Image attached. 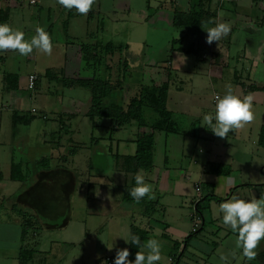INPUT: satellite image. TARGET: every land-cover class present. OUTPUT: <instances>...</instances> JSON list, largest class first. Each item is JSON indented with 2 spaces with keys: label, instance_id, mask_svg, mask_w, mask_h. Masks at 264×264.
<instances>
[{
  "label": "crops",
  "instance_id": "1",
  "mask_svg": "<svg viewBox=\"0 0 264 264\" xmlns=\"http://www.w3.org/2000/svg\"><path fill=\"white\" fill-rule=\"evenodd\" d=\"M29 1L28 5L35 4V2L29 3ZM96 1L100 2V0ZM233 3H235L233 10L230 7L219 9V16L217 17L219 20L216 19L218 23L224 22L222 18H229L233 21L242 18L239 13L243 6H249L250 9L257 8L253 0H233ZM6 6L10 8L8 24L11 7H20L21 1L0 0V9ZM259 15H256V21H258ZM247 17L248 15H246V21H248ZM215 24L204 25L201 33L197 36V38L202 37L203 42L201 39L199 41L203 43L207 60L194 61L190 67L186 65L188 62L185 59L180 60L178 63L180 68L182 66L185 68L181 73V78L178 77L179 82L176 87L170 82V76L165 78L167 80L165 82L168 83L166 107L173 116L180 115V117H174L177 122L175 130L166 133L164 130L152 131L149 128H144L148 132L152 131L154 136L152 166L148 171L138 170L143 171L146 175V181L153 185L154 198L149 199L146 196L145 202L131 203L122 200L124 191L129 186L132 177H135L138 172L128 171L124 162V156L135 151L134 140L138 130H140L135 123L113 126L108 118H100L104 119L107 129H109L108 135L104 136L109 142L107 145L105 144L107 153L105 154L100 150V154L108 160L103 170L96 169L90 162L85 170L78 171L77 168L73 169L67 163L68 157L53 154L50 158L55 157V162L49 161L47 167L37 168L36 151L25 150L26 147L30 148L35 145L31 142L37 141V139L32 141L28 137L31 134L34 124L32 121L36 114L31 110L29 111L30 108L26 109L25 107L37 94L40 77L36 71L29 72L36 73L38 80L34 89L30 90L34 93L24 95L18 94L17 90L28 89L26 80L29 73L25 76L19 75L18 87L11 90L8 89L5 74L2 72L1 81L3 85L1 86L2 98L0 99V264H19L21 250L28 251L30 254L26 264H107L108 258L115 259L118 249L127 247L130 251V243L126 242L123 237H129L132 225L147 232V239L143 243H146L149 238L155 237L162 245L165 244L164 247L170 244L174 249L180 248V255H182L189 246L191 237L195 236L194 233L190 232V224L191 214L197 207L201 211L202 223L199 230L195 232L196 235L200 230L207 227V235L209 233L213 237H218L219 232L221 233L220 241L211 240V244H218L219 248L228 242L230 248L236 247L238 234L223 223L222 226H217L215 224L216 217L213 216L209 208L212 202L216 206L219 205L222 201L219 198L224 195H226L224 198L226 200L235 195V191L238 189L243 191L246 188L251 191L252 187L255 188L263 184L262 169L261 167L259 169V166L256 168L253 163L248 164L246 162V159L250 160L248 158H251L252 154L249 145H244L246 142L244 139L239 141V145L235 147L237 150L231 153L225 151V160L221 157L222 151L215 150L217 145L214 141L210 145L208 144L205 149L198 148V152H196L195 147L199 142L207 140L210 135L213 136L214 133L208 128L209 126L203 117L215 111L214 95L223 96L226 92L222 88L221 91L213 93L210 105L203 106L205 97H209L206 93L208 87L213 85L221 87L223 83H230L235 94L243 96L251 93L254 96L253 104L263 105L264 90L261 87L264 82L252 81L251 68L245 71V75H243L233 67L232 75L223 76L224 68L230 66V33L232 31L227 36L222 37L219 42L214 41L209 44L206 40L207 36L202 32L207 26L213 27ZM234 27L235 25H232L231 29H235ZM259 62L260 60L256 62L257 68ZM186 68H188L187 71ZM48 69L50 70L51 67L45 69L44 76L47 83H54L58 75L51 73L50 78L46 73ZM185 73L190 74L185 75ZM152 83L157 84L158 82ZM249 84L256 85L258 89H246ZM186 85L187 91L183 90ZM6 93L7 96L5 97ZM118 99L117 96V102L121 104ZM75 107V101H72L71 106L65 108L62 115H58L60 128L65 129L62 117L65 119L77 117L79 111ZM144 115H146V111H144ZM43 118H46L45 114H43ZM180 118L185 121L181 125L179 124ZM153 119L146 120L151 122ZM98 121L99 119L91 123L92 129ZM13 123L16 126L14 135L12 134ZM261 126L262 124L257 128L255 127L254 135L250 139L251 144L258 147H261L257 143ZM124 127H129L130 134L121 133ZM116 133H119L117 137ZM92 139L91 142L97 140L93 135ZM202 143L207 144V142ZM73 146L72 150H76L78 147ZM261 148L264 149V147ZM35 149H37V144ZM239 150L241 151L239 152ZM72 153L74 152L71 151ZM238 154L240 155L238 156ZM191 155L194 157L187 161V156L190 157ZM199 158H203V160L200 161ZM11 162L20 164L22 179L11 178ZM210 163L218 164L221 169L228 170V173H215L209 167ZM193 174L199 178L191 181ZM185 183L191 185L195 194L197 193L194 189L195 183L200 184L199 191L203 190V186L206 184L207 187H211L210 192H212L207 194L210 199H205L204 196L206 195H201V192L199 196L196 194L190 207L191 210L188 211L186 217L185 212H179L180 207H184L182 204L186 199ZM238 197L244 198L242 194H239ZM158 209L162 212L161 220L154 217L155 211ZM171 209L177 210L174 213L177 214V218L171 217ZM204 209L208 210L207 219L203 215ZM25 214L30 215L33 224L23 235L21 227L22 223L25 222ZM174 214L172 213V215ZM97 215L100 218H97ZM37 221L40 229H37ZM214 227L216 230H213ZM164 238L170 243L164 242ZM193 248L196 249L194 246ZM139 250H141L140 247ZM256 251L257 256L253 261L264 260V246L257 247ZM133 254L135 253L130 252L129 260H132ZM163 256L162 253V258ZM168 260L173 262L171 252L168 255ZM157 264H163V261L160 260ZM244 264H248V261Z\"/></svg>",
  "mask_w": 264,
  "mask_h": 264
},
{
  "label": "rangeland",
  "instance_id": "2",
  "mask_svg": "<svg viewBox=\"0 0 264 264\" xmlns=\"http://www.w3.org/2000/svg\"><path fill=\"white\" fill-rule=\"evenodd\" d=\"M20 1V7H11L8 24L14 30L23 31L26 40H30L36 35L37 28L47 29L51 25L50 34L53 39V49L51 54H46L34 48L28 56H21L17 50L12 49L0 52V99L2 98L1 86L3 85L1 81L2 72L4 74H17L18 76H25L30 71L38 73L40 77L39 89L34 99L29 101V104L25 107L26 109L30 108L29 111L31 107L36 109V112H34L36 117L32 121L34 124L28 137L32 141L37 139V141L31 142V144H37V149L33 145L30 148L26 147L25 150L31 149V152L35 150L37 161L43 157L50 158L52 154L56 156L63 155L68 157L67 163L73 169L77 168L78 171L85 170L90 162L96 169L103 170L108 162L100 154V150L105 154L107 153L106 145L109 142L106 141L104 136L108 135L109 129H107L104 119H99L92 129V122L84 114L90 98V91L79 86L64 87L61 82L63 76L66 78H89L93 75V67L87 65L83 59L82 47L87 46L88 50H93V53L96 52L98 58H100L98 74L104 78L108 76L109 72L110 80L116 86L118 100L121 101V104L126 103L133 95L138 93L143 85H151L152 82H158L157 85H160L167 81L165 78L169 76L171 77L170 82L176 87L179 82L178 77L181 78V73L185 68L183 66L180 68L178 64L180 60L185 59L188 62L186 65L189 67L194 61L207 60L203 43L199 41L202 37H187L182 42L183 46H186L189 42L194 43L195 52L193 54H185L171 48L172 38L179 36V32L172 29L170 25L171 11L176 8L186 9L191 0H100V2L95 0L94 5L87 14H81L75 8L66 9L59 4L58 0H34L35 4L30 5H28L29 0ZM253 2L257 7L255 9L241 5L243 8H241L239 15L242 18L239 20L233 21L229 18H222L224 22L230 23L231 26L235 25V29H231L232 32L230 33V66L224 68L223 76L232 75L234 68L245 75V71L251 68L252 81L261 83L264 82V62H262L264 60V0H253ZM223 7H230L233 10L235 9V3H233V0H211L209 10ZM246 15H248V21L245 20ZM256 15H259L258 21L255 19ZM69 16L68 26L65 27V19ZM216 19L218 18L213 19L211 24H217ZM226 19L228 20L226 21ZM208 28L210 27L207 26L206 29ZM206 29L202 32L205 36H207ZM107 41H111L114 45L112 52H105L103 49V45ZM119 45L123 49H119ZM238 54L240 56H237ZM258 60L260 62L257 68L256 62ZM124 61L127 64L126 71L123 69ZM91 62H94L92 57L90 58ZM47 67H51L50 73L58 75L54 83H47L44 76ZM187 70L188 68H186ZM189 74L185 73V75ZM226 84L229 83H223L221 87L216 85L208 87L206 93L209 97H205L203 106L210 105L213 93L221 91L222 88L226 90ZM247 87L246 89H248ZM183 90H188L187 85ZM17 93L26 95L34 93V91L24 90L23 88L17 90ZM5 97L4 99H6ZM72 101H75V108L79 111L78 115L75 119L62 117L65 125V129H62L60 128L58 115H62L65 108L71 106ZM144 111H146V115H144L146 119L155 117V114L148 108H145ZM253 112L254 118L250 122H246L242 127L230 131L225 138L215 134L210 135L207 140L199 142L195 150L198 152V148L205 149L208 144L210 145L214 141L217 145L215 150L222 151L221 157L225 160V151L231 153L237 150L235 147L239 145V141L244 139L246 141L244 145H249L252 154L251 158H248L250 160L246 159V162L248 164L253 163L256 168L259 166L260 169L261 167L262 181H264V160H262L264 149L251 144L250 141L254 135L255 127L264 124V103L263 105L253 104ZM43 114L46 115L45 119ZM178 116L180 117V115ZM184 122V119L181 120L180 118L179 124L181 125ZM101 124L103 125L101 126ZM122 129L121 133L130 134L129 127ZM118 134L116 133V137ZM92 135L97 138L95 142H91L93 140ZM202 142H207V144L204 145ZM73 145L78 146L76 150H72ZM71 151L74 153L71 154ZM193 157L192 155L187 156L186 159L190 161ZM110 160L113 161V159ZM199 160L202 161L203 158H199ZM49 161L53 163L56 159L53 157ZM198 178L195 174L191 175V181ZM252 188L251 191L246 188L243 191L238 189V191H235V195L242 194L244 198H256V196L264 198V182L258 187ZM210 189L211 187L204 184L203 190L196 194L199 196L201 192V195H207L212 193ZM184 190L186 199L182 204L184 207H180L179 212H185L186 217L188 211L191 210L190 207L196 194L193 193L194 191L189 183H185ZM225 197L226 195L219 199L224 201ZM213 207H218V205L216 206L212 202L209 209L212 211ZM171 210V217L173 219L177 218V214H174L177 210ZM203 215L205 219L208 218L207 209L203 210ZM96 217L100 218L99 215ZM154 217L162 219L160 209L155 211ZM222 223V216H217L215 224L222 226ZM191 228L192 222L190 232ZM206 230L207 227L203 228L197 235L194 232L195 236L191 237L189 246L182 255H180V248L174 249L170 244L164 247L165 244H163L162 250L166 248L162 251L164 255L161 259L163 264H177V261L178 264H244L247 261L237 243L236 247L230 248V243L227 242L218 248V244H211V240L219 242L221 233L219 232L218 237H213L209 233L207 235ZM213 230H216V227ZM167 241L164 238V242L167 243ZM168 243L170 242L168 241ZM262 246H264V240L258 245L260 248ZM170 252L173 262L168 260ZM221 254L227 257L226 261H221ZM135 255L136 253L132 255V260L135 259Z\"/></svg>",
  "mask_w": 264,
  "mask_h": 264
},
{
  "label": "trees",
  "instance_id": "3",
  "mask_svg": "<svg viewBox=\"0 0 264 264\" xmlns=\"http://www.w3.org/2000/svg\"><path fill=\"white\" fill-rule=\"evenodd\" d=\"M211 0H191L189 6L186 9H173L171 11L170 25L172 29L179 32L177 38H172L171 48L172 50L179 51L185 54H193L194 43L189 42L186 46L182 45V42L187 37L198 36L201 33L202 27L204 25L213 22V19L219 16V9L209 10ZM150 8V6H148ZM9 6L0 9V22L7 23L9 15ZM91 14V12H90ZM69 18L65 19L64 26L67 27L69 23ZM51 39V26L45 29ZM53 42V39H52ZM119 49H123L121 45L118 46ZM105 52H112L114 45L111 41H107L103 45ZM83 59L86 61L87 65L93 67V75L89 78H66L62 77V86L64 87H84L90 91V98L87 102L86 110L84 114L93 123L100 118H108L113 126L127 125L131 122L135 123L140 130H138L135 142V151L132 154L124 156V162L126 169L130 172H137L138 170L148 171L152 166L153 158V147H154V136L153 130H164L167 132H172L177 126V122L172 114V112L166 107V99L168 93V83L163 82L160 85L151 84L143 85L140 91L133 95L126 103L118 104L117 102V89L112 83L108 76L102 78L98 74V63L100 58L96 52L93 50H88L87 46L82 47ZM94 59V62L90 63V58ZM124 71L127 70L126 61H124ZM221 62V61H220ZM107 70V69H106ZM47 75L51 78L52 74L50 70H46ZM5 81L8 85V89L15 90L18 87V75L13 73L5 74ZM264 90V85L261 87ZM248 89L254 90L258 89L256 85L251 84ZM148 108L151 110L155 117L151 122H148L144 116V109ZM15 123H13L12 134L14 135L16 130ZM144 128H149L152 131H146ZM257 143L259 146L264 147V124H262ZM39 167H47L49 165V157H43L37 161ZM209 167L215 173H228V170L221 169L218 164L210 163ZM213 167V168H212ZM209 168V169H210ZM11 178L22 179L23 174L21 166L19 163L11 162ZM135 185L134 176L132 177L129 186L124 191L122 200L124 202L139 203L145 202L146 196L142 198L139 202L135 201L129 195V189ZM208 198V195L204 196ZM154 203V202H153ZM199 215L200 208L197 207L195 210ZM31 219V220H30ZM32 218L29 214H25V222L22 223V233L23 235L27 233L28 229L32 227ZM38 224V221H37ZM37 229H40V225H37ZM199 229H197L198 231ZM196 231V232H197ZM131 234H136L140 237L141 243L147 239V232L132 225ZM193 234V233H192ZM130 252L136 253L139 249V245H134L130 243ZM29 252L21 250L19 254V264H26L29 258ZM264 264V260L258 261Z\"/></svg>",
  "mask_w": 264,
  "mask_h": 264
},
{
  "label": "clouds",
  "instance_id": "4",
  "mask_svg": "<svg viewBox=\"0 0 264 264\" xmlns=\"http://www.w3.org/2000/svg\"><path fill=\"white\" fill-rule=\"evenodd\" d=\"M58 2L66 9L75 8L79 13L87 14L95 0H58ZM206 31L207 43L211 44L227 36L231 31V25L220 22ZM34 48L46 54L52 52V39L43 27L37 28L36 35L26 40L23 31L14 30L7 23H0V52L12 49L17 50L21 56H28ZM225 88L226 92L223 96L215 97V111L203 117L208 128L221 138L227 137L230 131L242 127L244 123L254 118V96L251 93L243 96L235 94L230 83L226 84ZM134 179L135 185L129 189V195L135 201L139 202L145 196L149 199L154 198L153 185L146 181L143 171H138ZM212 213L214 217L222 216L223 224L238 234L237 246L242 249V255L247 259L248 264H251L257 256L256 249L259 243L264 240V198H241L232 195L229 199L220 202L218 207H213ZM123 238L128 243L139 245L141 250L136 252L134 260H129V249L127 247L118 249L114 264H157L162 259V244L155 237L149 238L146 243H141L140 237L136 234L130 233L129 237ZM220 259L226 261L227 257L221 254Z\"/></svg>",
  "mask_w": 264,
  "mask_h": 264
},
{
  "label": "built area",
  "instance_id": "5",
  "mask_svg": "<svg viewBox=\"0 0 264 264\" xmlns=\"http://www.w3.org/2000/svg\"><path fill=\"white\" fill-rule=\"evenodd\" d=\"M35 1L34 0H30L29 3H34ZM38 80V75L36 73H29L27 75V80H26V87L29 89V90H33L35 85H36V82ZM217 95H215L214 97H216ZM31 111L32 112H35V108H31ZM194 189L196 192H199L200 190V184L199 183H195L194 184ZM191 222H192V228H191V232L194 233L197 231V229L200 228L201 226V223H202V218L201 216L196 212L194 211L192 214H191ZM114 262V258H108L107 259V264H112Z\"/></svg>",
  "mask_w": 264,
  "mask_h": 264
},
{
  "label": "water",
  "instance_id": "6",
  "mask_svg": "<svg viewBox=\"0 0 264 264\" xmlns=\"http://www.w3.org/2000/svg\"><path fill=\"white\" fill-rule=\"evenodd\" d=\"M251 264H262V263H260L258 261H252Z\"/></svg>",
  "mask_w": 264,
  "mask_h": 264
}]
</instances>
